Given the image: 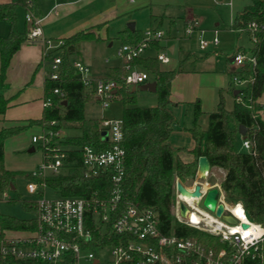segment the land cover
<instances>
[{
    "label": "trees",
    "instance_id": "1",
    "mask_svg": "<svg viewBox=\"0 0 264 264\" xmlns=\"http://www.w3.org/2000/svg\"><path fill=\"white\" fill-rule=\"evenodd\" d=\"M21 7L25 13L41 16L37 0H15L0 3V21L8 24V33L0 36V116L8 107L9 98L4 96L7 88L6 69L14 52L27 41L29 26L22 30L17 27L16 9ZM255 22L256 28L248 27ZM235 30L245 31L253 44L251 53L255 63H245L239 70L229 71L227 91L233 95L231 76L237 75L249 81L233 95L232 108L226 109L222 92H218L216 108L208 113V125L205 130L198 123L202 111L198 101L194 103V118L188 130L194 146L189 152L192 161H183L175 156L167 139L172 131L175 116L169 98L170 85L179 66L174 69H162L155 56H141L133 60L141 68L148 71L156 83L157 102L154 106L139 107L135 105V90L123 82L125 69L122 64L110 67L105 78L114 79L121 84L117 89L118 98L122 102L124 175L122 181V197L117 211L110 213L111 222L121 213L127 204L150 207L157 211L159 227L164 234H175L179 237H196L207 245H219L216 237L178 222L171 209L175 202L174 183L192 181L196 175L197 159L205 155L210 163V173L216 169L223 171L219 184L228 202H242L244 211L250 221L264 224V115H259L262 107L257 102L264 90V0H251V4L238 12L233 20ZM253 36L255 40H253ZM98 37L91 31H78L62 39V45L56 49L61 51L58 65V78H45L43 84L44 97H49L50 105L43 107L40 118L29 119L28 126L39 125L54 130L59 128H78L72 135L55 137L61 150L64 151L62 170L57 174L37 176L26 175L28 181L44 183L58 196H82L87 199L107 197L110 188L109 175L106 173L91 174L83 162L81 147L95 145L106 147L107 142L100 137V118L85 117L84 106L93 100L94 89L86 87L80 72L73 66L69 55L79 50L85 41ZM121 44H135L142 39V33L136 30H123L117 35ZM156 50L161 49L159 40L150 43ZM57 88L59 93H54ZM237 97L240 99L237 101ZM57 120L58 124L49 125ZM27 125L2 126L0 128V193L15 189L16 172L4 166V141L22 131ZM246 128L245 139L254 141L255 154L238 152L234 149V141L238 136V126ZM55 138L52 141L55 144ZM212 179L209 175L207 181ZM214 182V181H213ZM210 182V183H213ZM38 195V193H36ZM25 211L31 213L28 218H17L0 212V230L26 231L34 230L37 225L36 198H19ZM94 237L101 241L117 242L118 236L111 234L110 240L102 236L95 222L88 221ZM0 264H29L13 257L3 258Z\"/></svg>",
    "mask_w": 264,
    "mask_h": 264
},
{
    "label": "built area",
    "instance_id": "2",
    "mask_svg": "<svg viewBox=\"0 0 264 264\" xmlns=\"http://www.w3.org/2000/svg\"><path fill=\"white\" fill-rule=\"evenodd\" d=\"M25 20L30 24L27 39L41 37L40 19L26 12ZM196 24L195 18L189 19L185 34L190 35ZM248 27L255 29V22H251ZM213 32L211 41L199 40L200 49H206L210 43H218L216 30ZM164 34L159 28H149L143 31L141 41L120 44L116 48L115 53L125 69L123 82L127 87H137L149 80L148 71L138 67L133 60L141 57L150 43L160 40ZM41 42L45 47L44 58L50 59V72L47 77L57 79L60 55L55 53L63 42L49 38H42ZM156 59L160 63L169 62L166 51L157 52ZM245 63H255L253 54L236 51L231 55L230 71L239 70ZM72 64L80 72L83 84L93 87V98L99 101L102 108L108 107L112 99L118 98L117 89L121 86L119 82L109 78L92 79L88 76L87 65L80 60H74ZM251 80L237 75L231 76L232 83L239 87H244ZM53 92L59 93V90L55 88ZM236 99L238 101L240 97ZM50 103V98L44 97L42 106L46 107ZM259 115H264V108L259 110ZM100 119V137L107 142V146L104 148L86 144L81 147V152L83 162L91 174L109 175L110 188L107 197L50 198L39 190V186L45 187L44 183L28 181L27 192L34 195L38 193L35 197L37 225L34 230L21 231L24 234L16 236L8 234L15 230H0V255L3 258L13 257L29 264H264V224L250 221L242 202H228L218 182L210 183L206 188L197 180L188 186L182 183L188 191H193L196 184L200 185V195L191 196L193 199L189 200L176 190L174 183L175 202L171 212L178 222L216 237L219 245H207L196 237L164 234L159 227L156 210L132 203L124 207L108 229L110 213L118 210L122 197L125 158L123 121L121 117ZM56 124L57 120L49 123L51 126ZM64 134L63 128L54 130L42 127L39 134L32 135L31 141L38 143L42 152V160L33 175L41 177L57 174L62 170L65 153L56 145L58 140L55 137ZM54 138L55 144L52 143ZM242 144L248 152L255 154L254 141L244 138ZM211 188L217 189L216 205L223 204L222 214H230L235 218V223L217 216L215 210L206 207L211 211L209 212L198 205ZM7 195V191L0 193L2 197ZM180 202L186 206L185 215L179 212ZM235 209L240 210V215L235 213ZM90 219L107 240H110L111 234H115L118 241L102 242L101 237H94L88 225Z\"/></svg>",
    "mask_w": 264,
    "mask_h": 264
},
{
    "label": "crops",
    "instance_id": "3",
    "mask_svg": "<svg viewBox=\"0 0 264 264\" xmlns=\"http://www.w3.org/2000/svg\"><path fill=\"white\" fill-rule=\"evenodd\" d=\"M10 1L15 0H0V3ZM37 2L41 12L39 17L41 37L44 39L62 40L75 32L83 30L93 32L98 37L96 41L108 42L111 38L115 37L117 39L118 33L123 30H136L143 33L144 30L149 28L162 30V26L166 24L169 27H179L178 25L182 27V33L178 35L179 38L181 37L179 40H182L180 42L182 47L179 45L177 48L182 58L177 61L175 67L171 68L174 69L179 66L180 71L175 74L171 81L169 95L173 104L175 122L177 123L175 128L179 127V129H175V131L172 128L167 142L175 152L190 155L187 161H192L193 156L189 150L193 148L194 140L187 129L191 127L194 118V103L198 101L200 105L202 113L198 118V123L205 130L208 125V113L216 108L218 92L221 91L223 94L224 91H227L231 66H229L228 60L223 61L217 50L208 49L209 47H216L218 43H210L206 48L208 49L207 53L196 55L188 50L190 44H185L182 38L199 39L209 33H212L213 36L214 30L216 32L221 30L223 33L237 32L239 35L245 33L242 30L233 29L232 23L235 15L250 5L251 0H37ZM193 18L197 20L196 27L190 35H186L187 21ZM130 22L133 23V29L128 27ZM25 25L30 27L29 22L26 20L23 28ZM199 29L200 31L203 30V33ZM4 33L0 31V36H5L8 33V24L7 33ZM174 36H170V38L177 37V35ZM41 37L33 40L27 39L10 59L6 69L7 88L3 92L4 96L9 98V103L4 114L0 116V128L13 124L23 125L29 119L40 118L42 114L43 84L48 76L46 72L48 71L47 65L50 63V59L48 57L44 58L45 47L41 42ZM162 39H164V36L159 40L160 50H156L150 44L144 52L149 49L153 53L144 54L143 52L142 56L156 57L157 52L166 51L169 57V53H174L175 44L165 45ZM111 44L109 42L108 46ZM206 49L201 50L205 51ZM238 50L248 53L242 46H237L232 54ZM80 61L84 63L83 60ZM120 64L119 59L118 64L105 65L104 69L96 66L98 74L90 77L92 79L105 78L110 67ZM162 64L166 63L159 62L160 68H162ZM138 67L140 66L138 65ZM151 81H153V77ZM257 102L261 105L264 103L262 94ZM183 106H186V120L180 128L178 120L181 118L178 117L176 109ZM37 126L41 131L42 127ZM183 132L189 135V139L184 142L185 144L179 138ZM172 136H174V139H172ZM171 140L173 145L170 143ZM30 149L29 151H31ZM179 157L184 160L181 156ZM5 168L7 167L5 166Z\"/></svg>",
    "mask_w": 264,
    "mask_h": 264
},
{
    "label": "rangeland",
    "instance_id": "4",
    "mask_svg": "<svg viewBox=\"0 0 264 264\" xmlns=\"http://www.w3.org/2000/svg\"><path fill=\"white\" fill-rule=\"evenodd\" d=\"M24 12L25 11L21 7H18L16 10L17 27L19 29H22L24 25V21H25ZM178 26L179 27H174V26L169 27L167 24L162 26V30L165 32L164 39H162L163 44L171 45L173 43L175 44L176 47L174 53H169L170 62L166 64H162V68L164 69H171L175 67L177 65V61L181 60L182 58L181 54L177 49L178 46L181 45L180 42L182 41L179 40L181 39V37L179 38L178 36L182 33V27H180V25ZM0 31L5 32L4 34L7 33V24L5 21H0ZM200 32L203 33V30ZM174 35L175 36L177 35V37H175ZM170 36L171 37L174 36L175 38H170ZM213 36L212 33L211 34L209 33L201 36L199 39H193V38L192 39L182 38V39H184L183 41L185 42V44L187 43L190 44L189 46L190 49L188 48V50L194 52L196 55L205 54L207 53L208 49L217 50V52H219L220 57H222L223 61L228 60L229 66H231V55L235 47L242 46L243 48H245V50L248 53H251V48L253 44L249 39V36L246 34V32L241 33V35H239L237 32L223 33L221 30H217L216 32L218 45L214 48L209 47L205 51L204 50L202 51L199 48V40L200 39L210 40ZM109 42L112 43L110 46H108ZM119 45H120V41L115 37L109 39L108 42H101L96 40L85 41L80 44L79 50L77 52L70 54L69 57L72 61L75 59L83 60L84 63L87 64L89 68L88 76L94 74L97 75L98 69L96 68V66H99V68L101 67L104 69L105 65L119 63V58L115 53L116 48ZM149 53H153V51L148 49L144 52V54H149ZM55 54L61 55L62 53L61 51L60 52L57 51ZM211 54H213V52H211ZM47 69L48 71L46 73L48 75L50 72L49 63L47 65ZM149 80L151 81L152 77H150ZM231 84H232L231 87L234 89L241 88L238 85H235L233 83ZM222 96H223L224 107L226 109L232 108L234 103V97L231 94V92L224 91ZM262 96L264 97V90L262 92ZM135 97H136L135 105L139 107L154 106L157 102L156 93L154 91L140 90L136 88ZM262 106L264 108V103L262 104ZM122 108H123L122 102L119 98L112 99L109 103V106L106 108H102L99 101L93 99L85 104L84 116L94 117V118H102V117L119 118L122 115ZM176 112L178 114V117L181 118L179 119L180 121L178 120V124L181 128L186 120V106H183L182 108L178 107L176 109ZM27 124H28V120L23 125H27ZM16 125L22 126V124H16ZM176 125L177 123L175 122L174 125L172 126L173 130L179 129V127L175 128ZM10 126H15V124ZM204 128H206V126H204ZM64 132L67 135H72L78 132V128H69V126H65ZM39 133H40V129L37 125H30V126L27 125V127H25L18 134L14 136H10L6 138L4 141V164L8 169L15 171L16 175L14 181L15 189L8 191L7 197L0 196V212L2 214L15 216L17 218H28L31 216L30 212L25 211L22 208L19 202V198L32 199L36 197V195L27 192L26 184L28 182V179L26 175L35 172L41 162V149L38 143L31 142V136L37 135ZM173 137L174 136H172V139H174ZM179 138L182 140L183 144H185L184 142L186 141V139H189V135H187L186 132H183V134H181ZM242 141H243V137L240 134H238V136L234 141V149L238 152H248V149L243 146ZM170 143L173 145L172 140ZM31 146H33V150L29 151ZM176 155L181 156L185 161H187V158H190L189 157L190 155H186L184 153L175 152V156ZM222 173L223 171L221 169H216L213 173L209 174L212 177V179L208 181L206 180L207 177L209 176L207 174L204 184L208 186V183L210 184V182L213 181L219 183ZM176 180L178 179L176 178L175 181ZM195 180H198L197 174L195 175V178L192 181H185L181 183L188 186L190 183H192ZM39 190L41 193H44L46 197L52 198L58 196V194L55 191H53L47 186L45 187L39 186ZM198 205L201 208L211 212L202 204V202H199ZM8 234L16 236V235H23L24 233L21 231H12L9 232Z\"/></svg>",
    "mask_w": 264,
    "mask_h": 264
},
{
    "label": "water",
    "instance_id": "5",
    "mask_svg": "<svg viewBox=\"0 0 264 264\" xmlns=\"http://www.w3.org/2000/svg\"><path fill=\"white\" fill-rule=\"evenodd\" d=\"M128 27L130 29H133V23L130 22L128 24ZM170 51H171V48H170ZM136 88H138L140 90L155 91L156 83H155V81H147L143 84L138 85L137 87H135V86L132 87L131 90L134 91ZM238 91H239L238 89H234L233 95H236L238 93ZM113 92H115V90H113ZM238 134H240L243 137V139L246 137V128L243 125L238 126ZM30 150L32 151L33 147H31ZM209 170H210V163H209L207 157L205 155L199 156L197 159V169H196L198 182L205 181L207 173L209 172ZM175 188L182 195H184V193H185V195H190V196H199L200 195V185L199 184H196L194 186L193 191H188L182 185V183L179 180H177V181H175ZM11 189H14V186H12ZM216 194H217L216 188L209 189L203 198L202 204L205 207H208L210 210H215V214L217 216H221L227 222L235 223L236 222L235 218H233L230 214H222V212L224 210V206L222 203H218L216 205ZM210 202H213V204H211ZM179 212L181 215H185V213H186V206L183 202L179 203ZM243 226H246V224H243Z\"/></svg>",
    "mask_w": 264,
    "mask_h": 264
},
{
    "label": "bare ground",
    "instance_id": "6",
    "mask_svg": "<svg viewBox=\"0 0 264 264\" xmlns=\"http://www.w3.org/2000/svg\"><path fill=\"white\" fill-rule=\"evenodd\" d=\"M208 174V173H207ZM196 181V180H195ZM198 181V180H197ZM208 183V182H207ZM208 185H209V183H208ZM202 186H203V188H206L207 186L204 184V181L202 182ZM185 198H187L188 200L189 199H193V198H190L191 196L190 195H185V193H184V195H183ZM211 204H213V202H210ZM235 211V213H237V214H239L240 215V210L239 209H235L234 210ZM245 223H247L246 221H244Z\"/></svg>",
    "mask_w": 264,
    "mask_h": 264
}]
</instances>
